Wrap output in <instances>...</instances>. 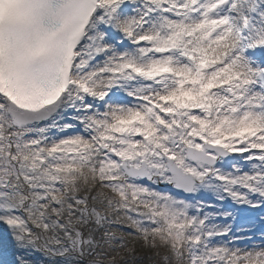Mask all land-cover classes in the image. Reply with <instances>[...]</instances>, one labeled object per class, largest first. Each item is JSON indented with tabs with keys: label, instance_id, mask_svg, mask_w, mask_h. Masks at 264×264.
<instances>
[{
	"label": "snow or ice",
	"instance_id": "6c2138e0",
	"mask_svg": "<svg viewBox=\"0 0 264 264\" xmlns=\"http://www.w3.org/2000/svg\"><path fill=\"white\" fill-rule=\"evenodd\" d=\"M264 264V0H0V264Z\"/></svg>",
	"mask_w": 264,
	"mask_h": 264
},
{
	"label": "rangeland",
	"instance_id": "374dc122",
	"mask_svg": "<svg viewBox=\"0 0 264 264\" xmlns=\"http://www.w3.org/2000/svg\"><path fill=\"white\" fill-rule=\"evenodd\" d=\"M136 264H141V261L140 260H137Z\"/></svg>",
	"mask_w": 264,
	"mask_h": 264
}]
</instances>
